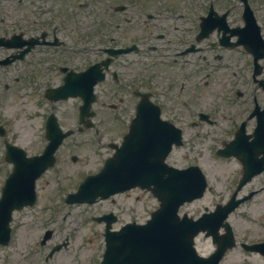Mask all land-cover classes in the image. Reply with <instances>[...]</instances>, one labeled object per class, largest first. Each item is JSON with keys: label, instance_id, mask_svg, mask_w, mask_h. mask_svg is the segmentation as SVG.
I'll list each match as a JSON object with an SVG mask.
<instances>
[{"label": "flooded vegetation", "instance_id": "af4514ba", "mask_svg": "<svg viewBox=\"0 0 264 264\" xmlns=\"http://www.w3.org/2000/svg\"><path fill=\"white\" fill-rule=\"evenodd\" d=\"M38 1L46 4L27 9L15 24L21 35L18 56L29 47L26 39L42 42L17 62L23 71L16 81L30 88L37 103L50 106L46 119L54 116L62 123L58 107L73 102L79 108L84 99L52 90L100 64L104 79L95 85L93 106L100 108L95 118L111 127L95 130L101 150L96 160L122 159L117 155L143 98L182 129L183 145L176 149L185 146L187 159L199 138L209 140L200 149L205 153L222 148L213 146L214 139L264 138L262 0ZM136 62L143 67L135 70ZM215 87L223 90L217 98ZM182 106H191L193 114L187 116ZM74 134L83 137L86 131L77 125ZM258 144L260 155L252 154L262 159ZM0 183L1 190L5 181ZM36 191L33 205L14 212L16 242L5 247L12 245L4 264H122L107 261L109 244L119 243L122 229L152 209L151 195L141 189L70 203L68 179L48 172L37 180Z\"/></svg>", "mask_w": 264, "mask_h": 264}, {"label": "rangeland", "instance_id": "374dc122", "mask_svg": "<svg viewBox=\"0 0 264 264\" xmlns=\"http://www.w3.org/2000/svg\"><path fill=\"white\" fill-rule=\"evenodd\" d=\"M182 1V0H179ZM264 1V0H263ZM261 2L264 5V2ZM38 5H43L42 2H37ZM35 3L32 0H0V29L7 28L12 33L15 30V23L21 13L27 14V9L31 10ZM29 17H25V21H29ZM22 23H25L22 21ZM8 54L3 49H0V57ZM139 63H136L135 70H139ZM17 64L13 65L7 70H0V124H3L9 135L10 141L24 147L29 154L39 152L43 148V112L48 110V106H39L31 96L29 87L16 82V76L20 75L21 69L18 73ZM5 84H8V90L4 89ZM215 96L217 98L222 88L215 87ZM182 112L191 111V107L179 108ZM58 112L61 116L62 125L66 128L71 127L75 121L74 105L70 103L58 107ZM63 111V115L60 113ZM190 115V113H186ZM109 130V129H108ZM86 137V138H85ZM83 138H72L61 148L60 163L64 165L69 171H62V178L77 179V171L82 170V175L94 170L97 167L98 147L90 143V136ZM192 139L193 136H188L186 139ZM85 141V144L75 147L77 142ZM199 146L196 148L193 155L198 158V162L203 164L205 173L208 177L211 190L207 192L204 198L185 205L181 212L188 213L190 216L198 217L208 207L213 210L216 204L226 203L230 195L236 187L237 178L240 172V166L235 159H218L212 157L213 153H205L200 151L201 148H206L208 139L199 138ZM215 141L220 142L221 139ZM4 144L0 139V179L6 166L4 165ZM184 150H181L182 153ZM76 154L83 158V162L74 164L67 159L70 154ZM203 153V154H201ZM179 167L185 165V160H180L178 157L172 158ZM57 171L54 172V174ZM51 177V175L49 176ZM55 178V177H54ZM75 181V180H74ZM73 181V182H74ZM264 181V177L257 178V181L247 186L244 191L253 188H259ZM72 182V183H73ZM247 193V192H246ZM199 212V214L197 213ZM233 226L238 244L241 242L253 243L264 241V191L258 194L254 199L242 205L229 218ZM197 245L200 254L207 255L212 251L213 245L209 239L203 236L199 238ZM7 255L6 252L0 251V264L3 263V258ZM221 264H264L262 256L256 253L246 252L239 245L231 250Z\"/></svg>", "mask_w": 264, "mask_h": 264}, {"label": "water", "instance_id": "95a60500", "mask_svg": "<svg viewBox=\"0 0 264 264\" xmlns=\"http://www.w3.org/2000/svg\"><path fill=\"white\" fill-rule=\"evenodd\" d=\"M147 114L150 115H159V112L156 110H149ZM50 139V144L45 151V154L40 159L36 161L39 165L46 166L52 161V154L55 151L56 147L59 143H61V139L57 140L56 137L52 135V133L48 134ZM170 137L169 133L162 132V140L168 139ZM163 155V154H162ZM165 155L162 157L164 159ZM46 163V164H45ZM36 169H43L41 166L35 167ZM250 172L246 174V177L241 182V185L244 184L247 180L251 179V177L255 174L260 172ZM149 171H140L136 170L137 177L145 178L148 175ZM108 170H104L101 174V178H107ZM111 177H114L111 174ZM155 178H161L162 181L156 182V193L162 195V234L167 237V249L170 253V257L168 258L167 253L165 250H162V264H184L178 257V234L175 232V228L177 226L174 223L175 220V212L178 205L185 199H192L198 195H201V192L205 189L206 183L204 181V177L202 176L201 172L196 171H187L178 173V171H172L167 175L165 170H162L161 174L157 173L153 175ZM167 178V179H163ZM238 203L232 202L226 207H219L217 212L214 213L213 216H204L198 222H183L181 227L183 228H192L195 229L193 234L198 232L197 229L201 230H208L207 236L213 235L214 241L219 244V253L216 254V261H218L221 257V254L224 252L225 248L228 247L230 244H233V238L231 236V229L226 224V228L229 232V235L220 237L218 236V231L220 227L223 225L224 219L227 217L228 213L233 210ZM262 253H264V244L257 246ZM194 252L192 247H186V251ZM195 254V253H194ZM211 261L208 264H216L217 262Z\"/></svg>", "mask_w": 264, "mask_h": 264}]
</instances>
